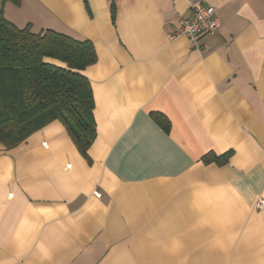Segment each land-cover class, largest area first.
Here are the masks:
<instances>
[{"label": "crops", "instance_id": "0c3cea01", "mask_svg": "<svg viewBox=\"0 0 264 264\" xmlns=\"http://www.w3.org/2000/svg\"><path fill=\"white\" fill-rule=\"evenodd\" d=\"M191 1H0L96 54L87 159L57 120L0 145V264H264V0H200L195 44Z\"/></svg>", "mask_w": 264, "mask_h": 264}, {"label": "trees", "instance_id": "16d2710c", "mask_svg": "<svg viewBox=\"0 0 264 264\" xmlns=\"http://www.w3.org/2000/svg\"><path fill=\"white\" fill-rule=\"evenodd\" d=\"M95 62L88 41L52 30L34 33L29 24L18 28L0 8V145L13 149L57 120L87 159L96 130L90 83L82 72ZM229 155L209 153L203 160L223 164Z\"/></svg>", "mask_w": 264, "mask_h": 264}, {"label": "built area", "instance_id": "2783aa9c", "mask_svg": "<svg viewBox=\"0 0 264 264\" xmlns=\"http://www.w3.org/2000/svg\"><path fill=\"white\" fill-rule=\"evenodd\" d=\"M189 7L191 16L180 20L175 36H184L191 44H195L200 37L218 30L220 23L212 6L193 0ZM255 207L264 212V199H259Z\"/></svg>", "mask_w": 264, "mask_h": 264}]
</instances>
